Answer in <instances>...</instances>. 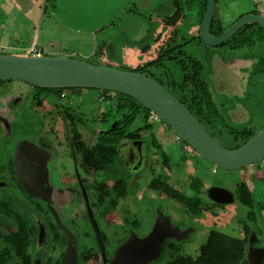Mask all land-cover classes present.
Here are the masks:
<instances>
[{"label": "rangeland", "instance_id": "obj_1", "mask_svg": "<svg viewBox=\"0 0 264 264\" xmlns=\"http://www.w3.org/2000/svg\"><path fill=\"white\" fill-rule=\"evenodd\" d=\"M151 1L153 4L148 8L138 3V0H0V53L24 55L27 54L26 49L35 46L44 55L69 56L119 69H135L137 65L156 58L159 47L168 43V38L175 29L173 23L170 26L163 21V18L176 11L175 0ZM178 2L188 14L187 20L194 22L199 0ZM216 7L223 28L247 13L264 15V0H217ZM253 27L252 30L259 34L258 26ZM252 30H248L249 33ZM190 32H193L191 26L184 22L178 36H174L170 43L185 42L183 48L202 61L203 75L225 117L227 128L248 126L259 131L264 123V32L261 31L262 34L254 39L252 45L237 49L226 47L230 41L225 45L209 48ZM244 33L240 32L237 38L243 37ZM194 34L197 35V32ZM217 55L221 61H227L232 56L238 59L249 58L250 67L247 72L237 66L230 68L231 71L228 72H231L233 82L242 91L236 93L235 87L219 90L214 86L212 74ZM256 59H261V72L249 77L251 64ZM167 65L175 71V77L181 76L180 69L174 63L169 61ZM154 72L155 77H159V71L154 69ZM3 81V88L7 90L2 89L0 92V104L14 99V110L10 115L11 147L25 140L40 143L41 137L48 136L50 126L60 121L56 105L61 103H70L72 109L83 117L86 131L106 128L113 120L110 116L104 122L99 120L101 111L109 106L108 101L101 99L100 89L73 88L68 90L64 100L53 93V90H49L42 94H46L45 104L38 107L30 84L21 80ZM42 95L41 98L44 97ZM238 103L242 104L247 113L245 119L232 117L228 111ZM155 128L160 132V136L158 133L157 136L163 141V148L169 156V166L162 168L163 164L160 163L158 169L161 174L168 176L169 182L176 189L186 195H198L210 208L214 207L208 196V188L212 186L232 191L235 200L226 205H216L211 213L202 211L201 214L194 215L185 210L183 204L161 198L165 194L149 187L152 177L149 169H141L132 181L130 174L122 168L118 173L130 179L127 195H131V200L126 198L121 201L123 217L127 213L133 214L132 217L137 216L143 224L138 233H146L161 206L181 227L195 228L190 238L184 242L185 250L191 254L198 253L212 229L242 237L244 225L258 230L260 240L257 245H264V210L260 208L264 205V160L239 169H224L197 153L164 120L155 122ZM216 137L227 147L232 148L240 143V138H235L228 131L217 133ZM63 161L62 168L72 170L69 156ZM58 171L63 173L64 170L58 168ZM194 179L200 187L191 185ZM52 180L57 184L59 175L56 174ZM240 182H246L252 190L253 206L249 207L239 200L237 187ZM132 229L138 231L136 228ZM87 230L88 239L94 240V233L89 225Z\"/></svg>", "mask_w": 264, "mask_h": 264}, {"label": "flooded vegetation", "instance_id": "obj_2", "mask_svg": "<svg viewBox=\"0 0 264 264\" xmlns=\"http://www.w3.org/2000/svg\"><path fill=\"white\" fill-rule=\"evenodd\" d=\"M198 34L200 28L194 36L199 38ZM224 43L217 46L227 44ZM228 44L226 47L229 49L240 48L231 42ZM252 44L253 42L246 43L241 47ZM205 45L209 48L216 47ZM248 60L249 58L238 59L233 56L227 61H221L220 57L215 59L212 74L214 86L219 90L235 87L236 93L242 91L233 82L231 72L230 74L228 72L235 66L247 72L250 67ZM257 60L251 64L249 77ZM152 72L156 74L154 70ZM3 82L0 81V92L4 89ZM30 86L38 107L45 104L46 94L42 95L44 92L53 90V93L64 100L71 89L43 90L39 89V86L31 84ZM209 88L214 99L210 84ZM41 95L44 97L41 98ZM100 96L102 100L109 102V106L101 111L99 120L104 122L108 116L113 119L106 128L99 127L94 131H86L83 117L72 109L70 103L65 102L56 105L60 121L50 126V134L41 137L40 143L25 140L13 147L10 115L14 110V99L0 104V264H62L68 251L73 257L71 264H110L118 248L127 239L145 237L160 220L167 221L176 228L178 235L165 237L160 245L159 255L150 258L149 264H176L180 258H197L203 244L196 254H191L184 248V242L190 238L195 228L181 227L161 206L157 209L153 223L146 233H138L143 224L137 216L132 217L133 214L127 213L123 217L120 210L121 201L126 198L128 201L131 200V195H127L130 179L118 173L122 168L130 174L132 181L133 177L139 175L141 169H149L152 174L149 187L165 194L161 195V198L183 204L185 210L194 215H199L202 211L211 213L216 205H226L235 200L234 193V199L224 203L208 195L214 206L210 208L198 195H186L176 189L169 182L168 176L161 174L158 169L160 163L163 164L162 168L169 166V156L163 148V141L157 136V133L160 136V132L155 128V122H162V119L152 118L151 110L147 113L138 108L134 111L133 120H124L123 115L129 111L127 107H121L122 97L116 92L104 90H100ZM215 104L219 109L218 104L216 102ZM236 106L228 110L230 115ZM220 113L222 114L221 111ZM103 145L114 148L100 161L96 149ZM66 156L72 161V170L62 168ZM58 168L63 169V173H60ZM24 172L26 175L28 172L32 174L28 180L35 182L36 193L29 192L19 178V174L24 175ZM56 174L59 175L57 184L52 180ZM191 185L200 187L196 179L191 181ZM171 190L181 195H172ZM237 195L240 200L238 187ZM260 208L264 210V205ZM126 210L130 211L128 208ZM88 225L93 230L94 240L88 239ZM243 228L242 237L230 236L245 240V263L251 264L249 255L251 250H254L253 255L258 260L257 264H264V254L260 252V249L264 250V245H257L260 240L259 231L249 229L247 225ZM214 230L222 232L212 229L210 233Z\"/></svg>", "mask_w": 264, "mask_h": 264}, {"label": "water", "instance_id": "obj_3", "mask_svg": "<svg viewBox=\"0 0 264 264\" xmlns=\"http://www.w3.org/2000/svg\"><path fill=\"white\" fill-rule=\"evenodd\" d=\"M216 6L217 0H207L200 24V36L207 45L224 43L246 24L257 23L264 29L263 14L247 13L216 35L211 32ZM0 80H21L44 88H96L125 93L166 121L182 140L210 163L233 170L264 160V123L241 146L227 147L178 97L140 71L119 69L69 56L0 53ZM31 175L24 172V175L19 174V178L29 192L36 193L35 182L28 180ZM209 195L220 203L234 199L232 191L217 186L210 188ZM159 222L145 237L127 239L118 248L110 264H149L150 258L159 255L160 245L165 237L178 235V230L167 221ZM253 251L250 252L249 261L257 264ZM260 252L264 254L263 249ZM72 258L68 251L62 264L73 263Z\"/></svg>", "mask_w": 264, "mask_h": 264}, {"label": "trees", "instance_id": "obj_4", "mask_svg": "<svg viewBox=\"0 0 264 264\" xmlns=\"http://www.w3.org/2000/svg\"><path fill=\"white\" fill-rule=\"evenodd\" d=\"M175 4L177 9L174 14H170L168 17L163 18L164 21L169 25H172V23L175 25L180 17L181 12L183 11V8L181 5H179L178 0H175ZM203 4V10L201 13L202 17L206 9L207 0H204ZM215 22L217 23L215 24ZM182 24L183 23L181 22V24L175 26L173 34H171V37L168 38V43H163L160 46L156 58L150 59L137 68L131 70L146 73L157 80L166 89L178 97L191 111H193L197 118L214 136H216V133L228 131V133L234 135L235 138H240V143L235 145V147H239L257 132L253 129V127L248 126L240 128L229 126V128H227L228 124L225 122L224 116L220 113L218 107L216 106L215 101L212 98L208 80L203 75L204 65L202 61L195 56L190 55L183 48L185 42L180 44L170 43L173 41L172 38H174V36H178ZM254 25L258 26L257 28L260 31L259 34L252 30ZM225 29L226 28L221 26V23L218 19L215 18L213 20L212 33L217 35ZM248 30H252V32L249 33ZM242 31L245 32V35L241 38H237V35ZM261 31L264 32V29L257 23L246 24L225 43L230 41L235 47H241L246 43L253 42L256 37H260V34H262ZM198 37L199 40H201L200 34H198ZM169 61L174 63V65L180 69V77H175V71H172L170 68H168L167 64ZM154 69L159 71V77L157 78L155 77L156 74L152 72ZM259 70H261V59L256 61L255 68L252 71L253 73L257 74L260 72ZM38 88L43 90L55 89L44 87ZM59 89L62 91L64 88ZM104 91L112 92L111 90ZM116 93L122 97L121 100L123 103L121 107H127L129 111L123 115L124 120H133L135 118L133 116L134 111H137L138 108H142L144 111L149 113V109L134 97L121 92ZM128 116H130V118H126ZM224 128L226 129L224 130ZM114 130L115 129H112V131ZM122 130H124V128ZM112 148L114 147H107L105 145L101 146V148H97L96 154H98V159L102 161V159L105 157V154L108 155L112 152ZM238 193L242 203L253 206V192L250 191L248 185L245 182H241L238 185ZM170 194L181 195L172 190L170 191ZM244 251L245 240H241L214 230L210 233L207 242L202 245L201 253L197 258H180L176 261V264H246Z\"/></svg>", "mask_w": 264, "mask_h": 264}, {"label": "crops", "instance_id": "obj_5", "mask_svg": "<svg viewBox=\"0 0 264 264\" xmlns=\"http://www.w3.org/2000/svg\"><path fill=\"white\" fill-rule=\"evenodd\" d=\"M141 3L142 5L146 6V7H150L153 3L151 0H138V3ZM204 3V0H199V4H198V7H197V11H196V15L195 19H193L194 22H189L187 19H188V14L183 10L182 11V15L179 17L178 21L176 22L175 25H173L174 27L177 26L178 24H181L184 23V22H188V24L191 26V30L195 33L197 32V30L200 28V24H201V21H202V16H201V13H202V10H203V4ZM132 4H135V3H132ZM215 17H217L218 19H220L221 16H218L217 15V7H216V11H215ZM190 18V16H189ZM183 25V24H182ZM171 26V25H170ZM193 32H190L191 35H195ZM28 50V49H26ZM27 52V51H25ZM244 75H242L243 77ZM232 114V117L236 116L237 118H241V119H245L246 116H247V113L244 109V107L242 106L241 103H239L235 109L232 110L231 112ZM251 120V119H250ZM249 120V121H250Z\"/></svg>", "mask_w": 264, "mask_h": 264}, {"label": "built area", "instance_id": "obj_6", "mask_svg": "<svg viewBox=\"0 0 264 264\" xmlns=\"http://www.w3.org/2000/svg\"><path fill=\"white\" fill-rule=\"evenodd\" d=\"M27 54H33V55H43V51L41 50V49H38V48H36L35 46L34 47H31V48H29L28 50H27ZM152 118H154V119H160L159 117H158V115L157 114H155L154 112H152V116H151Z\"/></svg>", "mask_w": 264, "mask_h": 264}]
</instances>
